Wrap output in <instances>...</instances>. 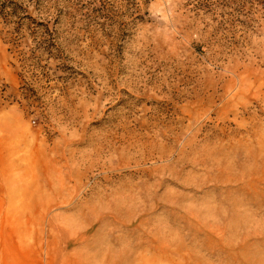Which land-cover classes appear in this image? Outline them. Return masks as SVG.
<instances>
[{"label": "rangeland", "instance_id": "374dc122", "mask_svg": "<svg viewBox=\"0 0 264 264\" xmlns=\"http://www.w3.org/2000/svg\"><path fill=\"white\" fill-rule=\"evenodd\" d=\"M67 2L0 0V264H264V0Z\"/></svg>", "mask_w": 264, "mask_h": 264}, {"label": "trees", "instance_id": "16d2710c", "mask_svg": "<svg viewBox=\"0 0 264 264\" xmlns=\"http://www.w3.org/2000/svg\"><path fill=\"white\" fill-rule=\"evenodd\" d=\"M119 1H122L125 4H128V6L134 10V12L136 13L135 19L141 20L143 18L142 12H143V5L145 4V0H119ZM103 2L104 3L102 5H96L93 3V1L89 0L88 5L91 8H87L86 5L81 2V0H68L67 3L69 5L72 4L68 8L69 10H71L72 6L75 5L76 6L75 9H79V10L88 9L91 12H96L100 15H105L106 12H110V9L114 7H113V4L111 3V0H106Z\"/></svg>", "mask_w": 264, "mask_h": 264}, {"label": "clouds", "instance_id": "9594fccd", "mask_svg": "<svg viewBox=\"0 0 264 264\" xmlns=\"http://www.w3.org/2000/svg\"><path fill=\"white\" fill-rule=\"evenodd\" d=\"M157 14H160L159 12Z\"/></svg>", "mask_w": 264, "mask_h": 264}]
</instances>
